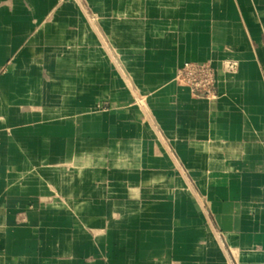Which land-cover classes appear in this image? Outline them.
Returning <instances> with one entry per match:
<instances>
[{
    "label": "crops",
    "instance_id": "crops-1",
    "mask_svg": "<svg viewBox=\"0 0 264 264\" xmlns=\"http://www.w3.org/2000/svg\"><path fill=\"white\" fill-rule=\"evenodd\" d=\"M0 264H264V0H0Z\"/></svg>",
    "mask_w": 264,
    "mask_h": 264
},
{
    "label": "built area",
    "instance_id": "built-area-1",
    "mask_svg": "<svg viewBox=\"0 0 264 264\" xmlns=\"http://www.w3.org/2000/svg\"><path fill=\"white\" fill-rule=\"evenodd\" d=\"M222 68L226 72H235L238 68V61L234 58H226L222 61ZM175 79L184 84L194 96L206 98L215 96L217 72L210 61L184 63L177 70Z\"/></svg>",
    "mask_w": 264,
    "mask_h": 264
}]
</instances>
